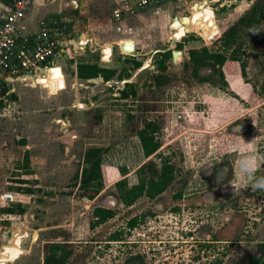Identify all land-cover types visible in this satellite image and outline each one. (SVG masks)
<instances>
[{
    "label": "rangeland",
    "instance_id": "obj_1",
    "mask_svg": "<svg viewBox=\"0 0 264 264\" xmlns=\"http://www.w3.org/2000/svg\"><path fill=\"white\" fill-rule=\"evenodd\" d=\"M202 1L209 3L201 0L199 5ZM255 1L258 0H215L214 19L208 15L204 17L212 24L208 26L205 22L202 31L192 32L200 39L186 42L185 46L194 43L193 47L217 50V40L222 32L235 23L239 15L247 13ZM208 7L211 8L209 4ZM189 11L183 15H188ZM71 12L62 11L66 15ZM76 18L80 22L79 27L74 31L72 24L67 39L74 43L80 41V28L87 22L80 20L78 13ZM188 22L191 23L190 18ZM243 41L246 77L241 78L239 74L227 76L225 89L193 79L183 68L189 51L185 50L181 57L168 61L160 86L154 81L158 74L156 58H143L142 65L149 60L151 63L141 71L131 69V76L138 74L134 78L122 79L134 81L127 84L133 86L126 90L129 93L133 91L135 95L127 99H122L119 93L121 79H116L112 86L99 83L93 87V92L90 91L92 86L81 90L84 95L82 103L90 101L91 105H87L90 110L84 114L81 142L66 155L63 153L65 144H54L53 151L43 133L40 137L35 134L37 127L33 123L39 122V107L22 104L17 109L19 115L8 112L6 108L1 109L0 195L8 193V185H2L4 177L12 172L19 174L15 170L21 164L24 149L21 142L25 141L26 146L24 137L28 135H31L29 142L33 147L27 151L35 173L30 178L31 185L35 190L40 187L42 191L40 194L15 196L28 197L30 202L22 204L24 214L11 215L9 220L1 218L0 252L2 247L10 246L14 234L26 231L28 236L20 244L23 254L13 264H42L48 245L54 242L65 244L71 250L67 264H116L115 245L109 241V236L118 229L127 233L126 224L133 216L150 213L161 217L146 219L137 230L139 236L137 232H130L124 238L125 241L128 238L133 240L134 235L135 240L145 241L142 246H145L146 256L152 254L148 251L151 246L159 248L164 245L158 242L181 241L184 243L178 244L177 248L182 246V249L169 255L173 264H250V258L259 256V246L264 244V190H253L250 184L242 183L237 164L243 152H253L257 156L255 175L264 176V22L244 31ZM108 55L109 52L104 53L106 59ZM54 71L57 77L44 78L46 82L43 85L56 90L55 96L63 83L59 70ZM212 73L211 69L204 68L199 75L206 78ZM37 88L42 90L41 86ZM43 91L49 97V89ZM72 99L70 97V101ZM41 113L45 114L41 122L48 132L46 117L51 118V115L46 110ZM148 119L160 126L161 131L156 137L161 148L157 153L164 154L163 157L173 164L176 179L154 201L140 199L127 208L117 200L114 184L123 178L130 185L137 184L138 177L150 178L149 168H159L160 164L154 157L150 158L152 164H147L149 159L144 157L136 136ZM38 138L43 142L37 141ZM223 140L226 152L218 159L216 149L218 142ZM90 148L105 149L100 184L97 180V185H102L99 194L93 200L82 198L79 190H73L68 196L62 195L63 188L74 184L72 177L83 166V151ZM142 166L144 168L138 176L137 171ZM124 171L127 174L122 177ZM35 177L37 182L33 181ZM176 193H181L180 209L184 210L182 216L174 219L170 212L177 204L173 201ZM0 204L6 207L8 203L0 201ZM94 207L110 209L115 216L92 230L89 223ZM184 233L192 234L198 244L186 243L191 240ZM236 235L238 239L234 241ZM212 241L214 243L207 244ZM189 245L196 248H189ZM206 245L210 248L204 247ZM125 256H121L118 264H122Z\"/></svg>",
    "mask_w": 264,
    "mask_h": 264
},
{
    "label": "crops",
    "instance_id": "obj_2",
    "mask_svg": "<svg viewBox=\"0 0 264 264\" xmlns=\"http://www.w3.org/2000/svg\"><path fill=\"white\" fill-rule=\"evenodd\" d=\"M11 1L12 0H0V23L8 13ZM123 1L124 0H34L26 15L24 22L26 32L39 31L52 20H63L67 24L68 36L62 44L59 55L55 58L54 67L47 71V73L45 71L41 74V76L49 74L52 79H55L57 75L54 69H58L61 74L60 77L62 78L63 86L58 90L60 93L58 94L57 92L55 97L54 93L56 90H53L49 85L35 83L34 78L36 77L26 75L15 85V93L12 94L11 105L9 107H4L0 104V110L6 108L8 112L19 115L17 109H19L22 104H27L33 108L39 107L40 109L38 108L37 114L39 118L37 120H39V122L36 124L33 123L34 126L37 127V132H34H36V135L39 134L37 135L38 137L43 136L41 134L43 133L44 138L50 143V148H52L53 151H55V145H57V143H59V145L65 144L63 153L66 155L67 152L73 151V147H77L79 142H81V134L84 132L85 125L83 119L84 114H86L85 112H87V110H90L87 109V105H91L90 101H88V104L85 102L82 103L84 95L80 93L81 90H86L88 86H92L90 91L93 92V87L95 88L99 83L112 86L115 85L116 79L122 80L126 78V75L134 78L138 74H134V76L130 75L131 71L134 69L132 64L126 63V61L136 60L141 62L143 58L148 56L150 58H156L158 53H164L167 50L175 51L177 45L180 43L183 44L181 50H176L179 52L180 57L185 50L199 49V47H193L194 43L186 47V42L189 43L194 41L184 40L190 36L195 37L192 32L199 30L196 26L185 31L183 38L173 40L172 44L169 42V39L175 34V31L171 27L173 19H177L178 17H190L193 13L192 11L190 12L189 9L193 3L172 1L156 7L144 8L133 14L120 11L118 15H115V11L121 8ZM214 1L215 0H208V4L211 6L210 9L213 13ZM62 11L72 12L66 15V13L63 14ZM186 11H189V14L183 15ZM77 13L81 17L80 20H85L87 22L82 26L83 28H80V41L74 43L67 39L70 37V27L72 24L74 31L79 27L80 22L77 20L78 18H76ZM203 15L204 17L206 16L205 13H203ZM241 16L242 15H239L238 18ZM93 17H97L98 19L95 20ZM179 26L183 27L182 24H179ZM190 32L192 34H190ZM126 42L134 44V53L126 54L120 52V46ZM104 49L109 50L107 59H104ZM78 65H96L100 68L115 70L116 75L107 82H104L101 77L91 80H82L77 77ZM141 66L138 68V71L142 70L140 69ZM118 76L120 77L118 78ZM133 82L134 81L131 82L128 80L119 81L118 87H120L121 90L119 93L121 94L122 91L130 89L133 85L127 84H132ZM38 86H41V91L37 88ZM118 87H116V90L119 89ZM43 89H49V97H46L42 93L44 92ZM70 97L73 98L71 101ZM42 110H46V112L51 115V118L46 117V128L48 132L44 129V123L41 122V120H44L45 115L41 113ZM68 112H71V114L68 115ZM62 114L65 115L62 116ZM45 134L47 136H45ZM30 136L31 135L24 137L27 143L26 146H23V152L33 147L29 142L31 139ZM42 140V138H38L37 141L43 142ZM43 149L45 150L44 147ZM86 150L83 152H86ZM72 157L74 156L72 155ZM20 161H22V156ZM20 165L19 163L17 167L19 168ZM18 168L15 171L20 174ZM30 168L32 170L34 168L31 162ZM12 173L4 177L2 185H12V183L8 181L9 178L13 179L19 175L18 173ZM30 178L31 176L29 179ZM8 193L14 194L15 196L20 195L9 190ZM15 196L14 199L16 198ZM0 201L2 200L0 199ZM9 204L11 203H8L7 206ZM0 208H4L2 204H0ZM1 218L9 220V218L12 217L11 215L0 212V220Z\"/></svg>",
    "mask_w": 264,
    "mask_h": 264
},
{
    "label": "trees",
    "instance_id": "obj_3",
    "mask_svg": "<svg viewBox=\"0 0 264 264\" xmlns=\"http://www.w3.org/2000/svg\"><path fill=\"white\" fill-rule=\"evenodd\" d=\"M264 21V1H255L249 11L243 14L238 20L222 32L220 38L217 40V50H211L207 47H201L199 49H190L187 53L188 59L184 64L183 68L189 71L190 76L199 82H206L214 84L224 89L228 86L226 80L227 76L240 75L241 78L246 77L247 63L243 57V37L244 31L256 28ZM188 26V25H187ZM186 27V26H185ZM185 27L184 28L185 30ZM200 38L190 36L185 41H195ZM183 44H178L176 50H181ZM177 56H180L178 54ZM176 56V57H177ZM172 58V51L168 50L164 53H158L156 55L155 64L156 70L159 74L155 77L156 83L161 84L162 74L168 69L167 63ZM104 59H106L104 57ZM126 63H131L133 69L136 70L141 66V62L136 60H129ZM209 68L213 71V75H209L206 78L200 77L199 72L201 69ZM116 75L115 70L100 68L96 65H78L77 66V77L82 80H91L101 77L104 82L109 81ZM120 76H118L119 78ZM129 75H126V78ZM128 92L126 90L121 92V98H128ZM158 130L157 125L154 123H147L142 128L137 136L141 144L142 153L145 157L153 154L158 150L160 144L153 136ZM229 139V137H227ZM226 139V140H227ZM22 141L21 144H24ZM224 140L222 143H218L217 156L222 157L225 154L223 147ZM105 152L103 148H90L83 156V166L80 171L72 177L74 184L68 185L61 191L62 195H70L73 190H79L80 196L87 200H93L100 192L102 185H97L100 179L101 172V160ZM22 161L19 166L20 174L16 178H9L8 181L12 185H8V190L22 195H33L35 192L41 193L40 187L36 190L32 181L29 179L30 176L34 175L33 170L30 168V157L28 151L22 153ZM144 166L140 167L137 171V175L142 172ZM152 174L149 180L138 177V183L135 186H130L128 180L123 178L118 180L114 187L118 193V198L124 206H130L137 198L147 196L148 198H154L157 195L164 192L169 185L174 181V166L170 165L166 160L161 164L159 170L152 166ZM127 172L124 171L122 177ZM98 180V181H97ZM33 181L37 182L36 178ZM78 181H80L78 183ZM100 184V181L98 182ZM16 197L13 204L1 208L0 212L7 215H22L25 213L23 203L30 202V198ZM113 217V212L110 209L103 207H95L91 213V221L89 228L94 230L98 226L104 224ZM113 235L109 236V241H112ZM234 241L238 239V236L233 237ZM259 256H253L250 258V264H264V244L259 246ZM71 256V250H68L63 244L51 243L48 245L46 255L44 257L43 264H67L68 259ZM210 264H220L219 262H213Z\"/></svg>",
    "mask_w": 264,
    "mask_h": 264
},
{
    "label": "built area",
    "instance_id": "obj_4",
    "mask_svg": "<svg viewBox=\"0 0 264 264\" xmlns=\"http://www.w3.org/2000/svg\"><path fill=\"white\" fill-rule=\"evenodd\" d=\"M200 3L201 0H124L120 11L133 14L138 10L156 7L166 2ZM34 0H12L8 13L0 23V104L9 107L14 87L26 75L44 78L43 72L54 67L55 58L66 37L67 24L63 20H52L39 31L26 32L25 18ZM17 195V194H16ZM14 194L5 193L0 199L14 202Z\"/></svg>",
    "mask_w": 264,
    "mask_h": 264
},
{
    "label": "flooded vegetation",
    "instance_id": "obj_5",
    "mask_svg": "<svg viewBox=\"0 0 264 264\" xmlns=\"http://www.w3.org/2000/svg\"><path fill=\"white\" fill-rule=\"evenodd\" d=\"M157 71V70H156ZM158 72V71H157ZM167 72V71H166ZM213 72V71H212ZM158 74H159V72H158ZM157 74V75H158ZM164 74L165 73H163L162 74V76H164ZM156 75V76H157ZM212 75H213V73H212ZM155 76V77H156ZM155 77H154V81H155ZM155 83H156V81H155ZM157 84V83H156ZM161 84H159V86H160ZM225 89V88H224ZM128 97L130 96V95H135V93L133 92V91H130V93L128 92ZM120 96H121V94H120ZM127 99V98H126ZM147 123H154V124H156L157 125V128H158V130L155 132V133H153V136H154V138H155V140L157 141V142H159L158 141V139H157V137H156V135L161 131V129H160V126H159V124L157 123V122H155V121H153V120H147L146 122H144V124H143V126H142V128H144L145 127V125L147 124ZM141 128V129H142ZM141 129H139L138 131H137V133H136V136H137V134H138V132L141 130ZM138 137V136H137ZM219 143V142H218ZM159 144H160V146H159V148H158V150L161 148V143L159 142ZM141 146V145H140ZM158 150H156L153 154H151V155H149V156H147V157H145L146 159H149L148 161H147V164H152V160H150V158L151 157H154V158H158L159 159V161H160V164H159V168H156V170H159L160 169V167H161V164L164 162V161H168L169 162V164L170 165H172L173 166V164L168 160V158H166V157H163V155H158L159 153H157V151ZM216 151H217V149H216ZM226 152V151H225ZM224 156V155H223ZM222 156V157H223ZM217 158H218V156H216ZM219 159V158H218ZM146 164V163H145ZM150 169V171H151V169H152V167H150L149 168ZM151 173H152V171H151ZM152 176H153V174H152ZM151 176V177H152ZM174 177H175V179H176V170H175V168H174ZM150 178H148L147 180H149ZM175 179H174V181H175ZM173 181V182H174ZM172 182V183H173ZM136 184H134V185H130V186H135ZM172 185V184H171ZM171 185H169L168 186V188L169 187H171ZM167 188V189H168ZM115 189V188H114ZM166 189V190H167ZM165 190V191H166ZM164 191V192H165ZM115 192H116V189H115ZM164 192H162L161 194H163ZM161 194H159V195H157L156 197H158V196H160ZM177 195L175 196V198H174V200L173 201H175L177 204H176V206L172 209V211L170 212V214H172V215H174V216H172V215H170V216H172V217H174V219L176 218V217H180V216H182L183 214H182V211L184 210V209H180V201L182 200L181 199V193H176ZM97 197V196H96ZM95 197V198H96ZM156 197H154V198H148L147 196H142V197H139V198H137L130 206H124L123 204H122V202L120 201V199L118 198V193L116 192V198H117V200L118 201H120V203L124 206V207H127V208H130V207H132L138 200H140V199H144V200H146V201H154L155 199H156ZM94 198V199H95ZM95 208V207H94ZM93 208V209H94ZM107 209V208H106ZM115 215H114V212H113V217H114ZM112 217V218H113ZM159 217H161V216H153L152 214H150V213H148V214H143V215H139L138 217L137 216H133L128 222H127V224H126V227H127V233H125L124 231H120L119 229L118 230H116V231H114L111 235H113L114 237H116V238H113V240H112V242L114 243V245H115V256H114V258H115V263L116 264H118L119 263V261H120V259H121V256L122 255H124V254H126V256L124 257V259H123V261H122V264H125V263H127V264H173L172 262H170L169 260L170 259H172V257L171 256H169V255H171V254H176L177 253V251H180L181 249H182V246H180V248L178 249L177 247V245L178 244H182V243H184V242H181V241H165V242H158V244L159 243H163L164 245L162 246V247H159V248H155L154 246H151L150 248H148V251H152V254L150 255V256H146V252L144 251V248H145V246H142V245H145L144 243H146L145 241H141V240H135L134 239V235H133V240H131V238H128L127 239V241H125L124 240V238L126 237V235H128V233H136L137 232V230L139 229V228H141L142 226H143V223L146 221V219H150V218H154V219H159ZM111 218V219H112ZM179 220V219H178ZM175 224H177V223H175ZM183 228L181 227V229L180 230H182ZM185 230H187V228H185ZM189 232H192L191 230H189ZM136 235L137 236H139L140 234L137 232L136 233ZM184 235L187 237V238H190V240L191 241H187L186 243H190V244H193V243H196V244H198V241H194L193 240V235L191 234H187V233H184ZM237 236V235H236ZM181 239H182V237H180ZM54 243H57V242H54ZM210 243H214L213 241L212 242H207V244L209 245ZM51 244V243H50ZM61 244V243H60ZM166 244H173V245H166ZM64 246H65V244H63ZM127 245V246H126ZM152 245H154V244H152ZM208 245H206V246H204V247H206V248H210V246H208ZM66 247V246H65ZM67 248V247H66ZM189 248H196V246H194V245H189ZM69 250V249H68ZM23 252V251H22ZM23 254V253H22ZM165 255H167L168 257H165L164 258V256ZM69 260V259H68ZM43 261H44V258H43ZM42 264H43V262H42Z\"/></svg>",
    "mask_w": 264,
    "mask_h": 264
},
{
    "label": "water",
    "instance_id": "obj_6",
    "mask_svg": "<svg viewBox=\"0 0 264 264\" xmlns=\"http://www.w3.org/2000/svg\"><path fill=\"white\" fill-rule=\"evenodd\" d=\"M199 3H193L191 5V11L192 13L196 11V8L198 9L197 14L195 15H191L190 17H178L177 19L174 18L172 21V29L175 31V34L172 36V38L169 39V42L172 44L173 40H178L184 37L185 35V30L179 26V24H183L186 25L188 24L187 21L190 18L191 23L193 24L194 21L200 16V12H204L206 15H208L209 17H212L214 19V13L212 10L208 9V4L206 1H202L201 5H198ZM207 16V17H208ZM175 24H177V26L175 27ZM210 20L207 22V25L209 26ZM201 37L203 38V33H201ZM210 38V37H209ZM168 51V50H167ZM109 52L108 49H104L103 53ZM120 52L121 53H126V54H132L134 53V44L131 42H126L123 43L120 46ZM179 54L178 51H172V59H175L176 56ZM150 63V60L149 62ZM147 62H145L140 69H144L145 67H147L148 65ZM20 234V235H18ZM28 236V233L26 231L22 233H16L12 236L11 242H10V246L8 247H2L1 248V252H0V264H13L20 255H22V250L20 249V244L22 242V240L24 238H26ZM5 258V259H2Z\"/></svg>",
    "mask_w": 264,
    "mask_h": 264
},
{
    "label": "clouds",
    "instance_id": "obj_7",
    "mask_svg": "<svg viewBox=\"0 0 264 264\" xmlns=\"http://www.w3.org/2000/svg\"><path fill=\"white\" fill-rule=\"evenodd\" d=\"M256 168L257 156L253 152H243L237 164L239 179L245 185L250 184L253 190H264V176L257 177Z\"/></svg>",
    "mask_w": 264,
    "mask_h": 264
},
{
    "label": "bare ground",
    "instance_id": "obj_8",
    "mask_svg": "<svg viewBox=\"0 0 264 264\" xmlns=\"http://www.w3.org/2000/svg\"><path fill=\"white\" fill-rule=\"evenodd\" d=\"M202 4V3H201ZM200 4V5H201ZM199 5V4H198ZM197 14V11H195V12H193V15L194 14ZM195 14V15H196ZM200 14V16L194 21V23L192 24V23H189L188 24V26H186L185 27V31H187V30H189L191 27L193 28V26H196V28L197 29H199V31H202L203 30V24L206 22L205 21V18H204V16H203V14L200 12L199 13ZM191 22V21H190ZM210 23H211V21H210ZM212 24V23H211ZM210 24V25H211ZM195 33V32H194ZM46 77H47V79H50L51 78V76L49 75V74H47L46 75ZM46 77H44V78H46ZM44 78H40V79H37V81H38V83H40V84H43V83H45L46 81H45V79ZM23 234V233H22ZM18 235H20V234H18ZM2 259H5V258H2Z\"/></svg>",
    "mask_w": 264,
    "mask_h": 264
}]
</instances>
